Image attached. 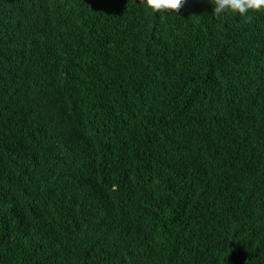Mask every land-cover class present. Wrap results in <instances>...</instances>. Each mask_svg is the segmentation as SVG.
Listing matches in <instances>:
<instances>
[{"label": "trees", "instance_id": "16d2710c", "mask_svg": "<svg viewBox=\"0 0 264 264\" xmlns=\"http://www.w3.org/2000/svg\"><path fill=\"white\" fill-rule=\"evenodd\" d=\"M0 264H264V11L0 0Z\"/></svg>", "mask_w": 264, "mask_h": 264}, {"label": "clouds", "instance_id": "9594fccd", "mask_svg": "<svg viewBox=\"0 0 264 264\" xmlns=\"http://www.w3.org/2000/svg\"><path fill=\"white\" fill-rule=\"evenodd\" d=\"M187 0H142L146 10L153 14L175 15ZM212 5V15L218 17L233 13L246 18L250 12L264 11V0H208Z\"/></svg>", "mask_w": 264, "mask_h": 264}]
</instances>
